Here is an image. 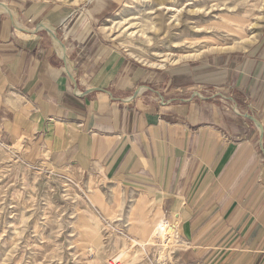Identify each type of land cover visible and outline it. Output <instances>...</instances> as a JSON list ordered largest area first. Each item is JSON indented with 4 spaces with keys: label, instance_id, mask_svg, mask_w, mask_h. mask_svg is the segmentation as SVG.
Returning <instances> with one entry per match:
<instances>
[{
    "label": "crops",
    "instance_id": "obj_1",
    "mask_svg": "<svg viewBox=\"0 0 264 264\" xmlns=\"http://www.w3.org/2000/svg\"><path fill=\"white\" fill-rule=\"evenodd\" d=\"M90 23L66 5L0 0L3 144L87 176L130 238L167 221L190 264H264V38L207 75L168 74Z\"/></svg>",
    "mask_w": 264,
    "mask_h": 264
},
{
    "label": "rangeland",
    "instance_id": "obj_2",
    "mask_svg": "<svg viewBox=\"0 0 264 264\" xmlns=\"http://www.w3.org/2000/svg\"><path fill=\"white\" fill-rule=\"evenodd\" d=\"M45 1L85 15L92 32L155 72L207 75L219 57L249 53L264 38V0ZM88 181L28 162L0 139V264H190L176 234L162 246L158 223L130 238Z\"/></svg>",
    "mask_w": 264,
    "mask_h": 264
},
{
    "label": "bare ground",
    "instance_id": "obj_3",
    "mask_svg": "<svg viewBox=\"0 0 264 264\" xmlns=\"http://www.w3.org/2000/svg\"><path fill=\"white\" fill-rule=\"evenodd\" d=\"M162 224V225H161ZM159 231V235L162 236V238L164 239L162 242L166 243L167 239L170 237L171 240L172 238H175V234L174 231L170 228H166V226L162 223V221H160L157 225V232ZM172 242V241H171ZM169 246V244H168ZM166 247V245L164 246ZM171 250V249H170Z\"/></svg>",
    "mask_w": 264,
    "mask_h": 264
},
{
    "label": "built area",
    "instance_id": "obj_4",
    "mask_svg": "<svg viewBox=\"0 0 264 264\" xmlns=\"http://www.w3.org/2000/svg\"><path fill=\"white\" fill-rule=\"evenodd\" d=\"M164 225H166V228H172L171 227V225H170V223L169 222H167V221H164ZM172 239H175V238H172ZM170 241H171V238L169 237L168 239H167V241H166V243H163L162 241V246H165L166 245V247L168 246V244L170 243ZM180 242V241H179ZM177 243H178V241H177ZM109 264H119V261H109Z\"/></svg>",
    "mask_w": 264,
    "mask_h": 264
}]
</instances>
